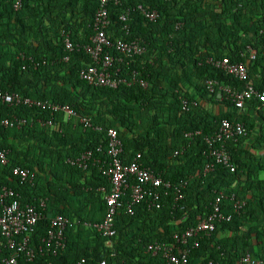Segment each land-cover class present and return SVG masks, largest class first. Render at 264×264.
<instances>
[{"label": "trees", "instance_id": "trees-1", "mask_svg": "<svg viewBox=\"0 0 264 264\" xmlns=\"http://www.w3.org/2000/svg\"><path fill=\"white\" fill-rule=\"evenodd\" d=\"M15 2L0 0V89L68 105L74 113L69 118L52 116L36 107L0 101V119L27 120L20 129L0 125V151L8 157L0 168V196L3 189L12 190L22 205L35 206L43 215L30 235L35 259L19 264H166L161 253L148 251L155 243L173 246L177 255L190 249L188 264H235L247 254L264 261V103L253 99L238 110L206 85L216 80L242 88L233 76L208 64L210 59L229 58L245 63L253 85L264 91V0L110 2L109 40H139L146 49L141 56L114 64L121 80L115 89L94 87L80 78L95 64L84 46L91 44L100 0H23L19 10ZM138 5L156 10L158 18L149 21L134 11L123 23L120 16ZM65 35L80 49L68 53ZM249 49L257 51L253 60ZM51 117L54 126L44 125ZM223 120L243 123L247 129L246 136L228 143L236 170L216 165L205 173V138L214 135ZM110 129L118 133L124 160L141 155L139 163L172 188L162 194L159 207L146 199L132 215L127 212L128 191L115 219L116 235L109 239L85 226L104 220L109 178L100 165L83 170L68 159L99 147L106 151ZM196 131L201 135L186 139L187 132ZM184 147L183 154L174 155ZM96 156L104 158L102 153ZM16 168L34 174V183L22 181L14 174ZM219 193L245 201L242 215L234 214L233 203L224 200L231 222L217 223L210 236L201 234L197 249L191 248L192 242L179 244L175 236L197 226ZM57 215L70 221L66 248L55 256L40 253Z\"/></svg>", "mask_w": 264, "mask_h": 264}, {"label": "built area", "instance_id": "built-area-1", "mask_svg": "<svg viewBox=\"0 0 264 264\" xmlns=\"http://www.w3.org/2000/svg\"><path fill=\"white\" fill-rule=\"evenodd\" d=\"M110 2L117 4L119 0H100V6L93 22L94 34L91 37V44L84 46L85 52L90 55L95 64L87 72L80 73V78L86 80L94 87L115 89L121 80L118 78L119 70H114V64L116 62H123L125 59L141 56L146 52V49L141 45L139 40H118L116 42L109 40L107 30L111 25L108 12ZM22 4L23 0H16L14 4L15 10H19ZM134 11H139L149 21H155L159 16L156 10L138 5L136 8L128 10L126 14H122L120 20L126 23L129 20L131 12ZM124 29L128 30V26L125 25ZM64 44L65 50L68 53L80 49V46L75 45L68 35H65ZM112 50L116 51L122 57L116 58ZM249 55L253 60L257 56V51L249 49ZM208 64L233 76L242 85V88H237L221 84L216 80L207 81L206 85L208 90L212 93L217 92V98L219 100H222L226 96L238 110L243 109L245 103L253 99H259L264 103V91H258L255 85H253L245 63L233 62L229 58H223L218 60L210 59L208 60ZM140 83L142 87H147L146 82L141 81ZM0 101L10 106L36 107L50 112L52 116L57 113L64 114L66 118L74 115L68 105H54L46 101H35L23 97L20 94L5 93L1 89ZM184 105L186 107V103ZM53 118H49L43 124L50 127L54 126L55 121ZM81 122L87 126L89 125V122L86 120H82ZM26 123L27 120L21 118L0 119V125L6 128L17 127L20 129ZM199 135H201L200 131L187 132L185 137L193 141ZM246 135L247 129L243 123L223 120L217 132L205 138L206 144L208 145L206 156L209 162L205 166L204 172H211L216 165L223 166L231 172H235L236 166L233 164L231 154L228 150V143ZM186 148L184 147L182 150L176 151L174 155L178 156L183 154ZM96 153H102L104 158L96 156ZM122 154L123 145L118 137V133L116 130L110 129L108 131L106 151H102V147H99L96 151H86L79 157L68 159L70 165L83 170L88 169L91 164L100 165L102 174L109 178L111 189L105 196L107 210L104 220L95 224L85 223V226L92 227L101 236L109 239L116 235L115 219L118 211L124 207V199L128 196V191H130V195L127 212L132 215L133 208L146 199H149L153 203L152 206L159 207L157 204L162 194L172 188L171 182L165 181L159 173L139 163L141 155L127 162L122 158ZM7 164V152L0 151V168ZM14 174L24 182L34 183L35 175L26 169L16 168ZM7 199L11 200L5 203ZM224 200H230L233 203L234 214L242 215L246 206L245 201L237 200L234 195L219 193L217 198L210 203L209 213L206 217L199 218L197 226L188 229L182 235L175 236L176 241L184 246H189L192 242L191 248L197 249L200 246L198 238L201 234L210 236L215 231L217 223L231 222L233 215L225 214L223 210ZM0 203L2 206V213L0 214V264H19V260L22 259L27 262H32L35 259L37 251L30 245V235L34 232L35 227L41 220L43 216L42 211L32 205H22L14 191L8 189H3V194L0 196ZM44 207L45 203L42 202L41 208ZM69 223V219L62 215L54 216L51 219L48 234L42 240L38 251L55 256L64 250L66 248L65 233ZM148 251L152 252L153 255L161 253L166 264H188L189 262L190 249L177 255L174 252L173 246L155 243L148 247ZM101 264H105V262ZM208 264L222 263L212 260ZM235 264H264V261L247 254Z\"/></svg>", "mask_w": 264, "mask_h": 264}, {"label": "crops", "instance_id": "crops-1", "mask_svg": "<svg viewBox=\"0 0 264 264\" xmlns=\"http://www.w3.org/2000/svg\"><path fill=\"white\" fill-rule=\"evenodd\" d=\"M250 143H251V141H248V142H247V146H249ZM261 154L264 156V150H262Z\"/></svg>", "mask_w": 264, "mask_h": 264}]
</instances>
